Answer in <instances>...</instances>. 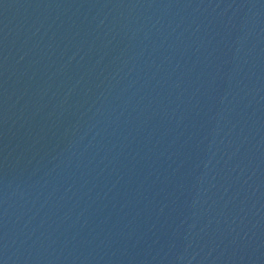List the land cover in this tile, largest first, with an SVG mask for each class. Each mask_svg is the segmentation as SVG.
<instances>
[{"label": "water", "instance_id": "95a60500", "mask_svg": "<svg viewBox=\"0 0 264 264\" xmlns=\"http://www.w3.org/2000/svg\"><path fill=\"white\" fill-rule=\"evenodd\" d=\"M0 264H264V0H0Z\"/></svg>", "mask_w": 264, "mask_h": 264}]
</instances>
